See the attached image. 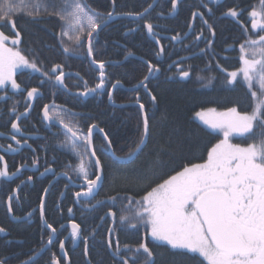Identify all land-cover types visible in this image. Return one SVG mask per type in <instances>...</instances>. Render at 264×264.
<instances>
[{
  "label": "snow or ice",
  "instance_id": "obj_1",
  "mask_svg": "<svg viewBox=\"0 0 264 264\" xmlns=\"http://www.w3.org/2000/svg\"><path fill=\"white\" fill-rule=\"evenodd\" d=\"M158 2L159 0H153L141 13L108 11L105 14L92 9L87 0H2L0 3V28L6 27L12 21L13 16L21 12L33 20L45 14L56 16L62 22L61 43L65 44L63 37H67L69 42L63 47V52L78 55L86 41L87 56L91 57L96 46L94 42H98L100 32L109 26V22L114 16L126 15L142 19ZM211 2L213 5H219L221 0H211ZM115 3L116 0H112V4L115 5ZM170 3V11L167 14L161 12L158 15H175L180 0H170ZM202 6L209 13L213 12V8L208 3H204ZM243 11V9L238 11L236 7H232L228 8L223 15L237 18V22H239L238 17L243 14ZM248 15L251 20V29L258 31L253 37V35L247 34L248 30L245 29L246 38L239 46L241 67L228 73L230 77L228 83L235 82L238 76H241L242 82L247 85L255 101L254 107L251 112L243 113L238 111L237 107H231L223 112L209 108L196 113V116L208 128L222 132L223 139L207 149L206 158L201 157L202 162H189L183 165L181 170L176 171L174 175H170L162 183L151 187L138 201H135L134 198L129 199V204L135 203L136 207L130 210L128 215H121L120 223L131 229H137L143 225L146 228V237L135 246L134 251L132 246L123 245V248L128 250L127 252L121 251L118 240L113 247V242L109 239L107 246L112 250L115 264H137L138 254L142 256L140 264H155L154 254L148 246L147 236L151 237L152 242L170 246L172 250H186L188 254L199 261V264H264V34H261L264 33V0H259V10L253 7ZM193 16H199L203 23L208 25V21L203 19L202 13L194 12ZM12 26L15 27L14 22ZM144 26L148 35L159 43V40L156 39L158 35L156 29L160 26L151 22H146ZM208 27L214 36L215 32L212 30V26L208 25ZM189 28H191V24H189ZM129 31H135V29H129ZM179 38V34L172 37L174 40ZM199 38L197 36V39ZM9 40L10 37L0 31V89L7 90L10 85L12 90L22 94L26 89H23L17 82L16 75L18 72L23 74L27 70L41 73L48 81L53 80L52 75L41 70L35 57L30 60L22 54L18 47L21 43L19 33H16L15 38H11L13 45L11 47L8 46ZM208 43L210 45L211 41ZM162 51L163 49H161ZM92 63L99 66V83L94 88H87L80 93L83 96L97 93L98 89L105 88V63L95 59ZM147 67L148 74L140 81V85L149 91L145 81H150V77L160 69L150 62ZM59 68L61 65H56L51 72L54 74ZM180 75L187 78L190 73L181 71ZM54 80L56 84L65 87L63 71L55 75ZM43 83H45L44 80L41 81V84ZM39 95L37 87L27 90L28 99ZM149 95L155 102L156 96L150 91ZM7 96V91H5V95L0 96V99H6ZM108 96L111 99L112 93L109 92ZM139 108L143 113V132L139 142L136 143L134 150L128 152L126 157H116L117 160L130 162L146 144V138L149 135V117L144 111L143 103L139 104ZM11 112H16L15 106L12 107ZM24 114L17 115L16 121H19L20 116ZM54 117L63 124L66 133L70 134L65 137V146L70 145L72 150L81 157L75 171L83 177L87 189L83 192H76L75 195L77 197L93 196L102 179V164L98 157L94 163L89 160L86 164L83 160L85 152H81L80 149L82 145L85 150L92 147L93 132L98 126L93 124L88 127L86 134L82 133L80 129L65 122V119L58 113H50L49 106L45 105L43 118L51 120ZM11 129L23 136V130L19 123L11 122ZM99 132L104 133V147L106 150L112 151L115 156L109 134L105 133L103 128H99ZM234 135L245 139L253 136L255 138L253 142L242 146L231 142ZM11 138L16 141L17 145L27 144V141L22 137L17 139L15 135H12ZM78 141L81 143H77ZM6 150L18 151L19 149H13L9 144ZM90 155L95 157L96 151H91ZM3 161L4 157L0 155V162ZM36 163V160L32 161L33 166ZM24 166L21 165V167ZM153 166L154 168L162 166L159 155L154 160ZM89 167L94 169L91 173L94 178H90ZM19 171L20 169L17 168L10 173L7 164L3 163L0 165V178L15 177ZM45 171L51 172L53 169L48 167L45 168ZM43 174L41 173V175ZM63 174L68 175L67 172ZM27 179L31 181L33 177L29 176ZM22 183L24 182L22 181ZM44 192L47 194L48 189H45ZM13 199V196L8 197L9 213H12L10 202ZM108 199L115 202L117 197L111 196ZM97 203L99 204L101 201H97ZM44 205V198L41 197L39 211L42 219L44 218ZM68 211L72 212V209L69 208ZM108 214L116 216L115 212ZM31 215V212L28 213L29 217ZM14 219L24 220L23 217L15 216ZM45 226L51 230L52 235L57 233V229L53 228L52 224ZM108 232L112 234L113 229H108ZM0 233H5V229L0 227ZM95 234L93 232V235ZM71 236L74 241L77 238L83 239L85 254H87V237H82L81 227L75 222L71 223ZM48 242H52L51 235L48 237ZM60 248L64 249L63 240L60 241ZM40 251H43V248ZM39 254L35 249L32 250L29 259L20 261V264H30V261ZM0 264H9V257H0ZM52 264H59L54 256Z\"/></svg>",
  "mask_w": 264,
  "mask_h": 264
},
{
  "label": "trees",
  "instance_id": "obj_2",
  "mask_svg": "<svg viewBox=\"0 0 264 264\" xmlns=\"http://www.w3.org/2000/svg\"><path fill=\"white\" fill-rule=\"evenodd\" d=\"M169 1L163 0L154 11L152 10L142 19L134 21L129 18L126 20L129 29H135L134 33L129 36L136 38L129 44L124 43L127 46L126 54H123L124 50L119 49L120 52L114 51L113 55L102 56L101 61H121L129 53H134L138 58H132L119 67L108 66L105 70L104 102L98 106H94V102L86 105L88 110H92L91 116L94 118L88 127L96 124L103 128L104 132L109 134L113 150L118 157H126L129 151L134 150L143 132V114L137 105L138 102L145 105V111L149 117L147 144L136 159L129 163L120 164L115 161L107 164L108 187L99 197L101 204L97 208V213L90 214V222L93 225L86 227L88 231L86 237L93 236L94 250L89 255L91 264H115V259L111 257L112 250L107 246L109 239L112 240L113 247L118 240L122 252L128 251L123 248V245L132 246L134 251L135 246L145 239L146 228L143 225L137 229H131L120 223L119 217L128 215L130 210L136 207L135 203L129 204V199L134 198L138 201L146 191L162 183L170 175H174L176 171L181 170L183 165L189 162H202L201 157L206 158L207 149L222 139L218 131L208 128L196 118L197 112L206 111L209 108L223 112L231 107H237L241 113L251 112L255 104L250 90L242 82V77L238 76L235 82L229 84L228 73L241 67L239 46L246 38L245 29L248 30L247 34L253 37L258 31L251 29L248 14L253 7L259 10V0H221L219 5H213L211 0H183L178 5L177 16L172 20H165L167 15L158 14L161 12L167 14L170 11L164 6ZM152 2L153 0H116L113 5L112 0H87L92 9L105 14L108 11L141 13ZM204 3H208L213 8V12L209 13L206 8L204 11L202 6ZM232 7H236L238 11L244 10L243 14L238 17L239 22L237 18L223 15L228 8ZM194 12L203 14V19L208 21V25H211L215 32L214 36L208 32L209 27L203 23L201 18L196 17L194 23ZM13 22L15 27L12 26ZM146 22L158 23L162 26L169 24L165 25L167 28H161L162 30L156 29L161 32L169 33L178 30L175 32L186 34L193 29V34L197 32L195 38L203 32L207 34L202 43L192 44L189 48L173 44L167 46L164 42L162 43L164 51L161 54L146 35L144 26ZM171 24H175L177 28ZM61 29L62 22L56 16L45 14L33 20L26 14H16L6 27L0 28V31H3L10 39L15 38L16 33H19L21 43L18 47L22 54L30 60L35 57L38 65L44 67L43 62L68 60L58 48L55 50L48 48L50 45L57 46L61 43ZM125 30L121 27L109 28L107 31H102L99 37L107 36L106 41L111 46L117 47ZM63 38L67 39V37ZM209 41H211L210 45ZM202 49L204 51H201ZM112 51L113 49L109 48V53ZM84 55V61L63 63L73 65L69 67L82 74L89 71L90 82L94 88L99 83V71L91 66L86 49ZM100 55L102 52L93 53L96 61H99L97 56ZM149 62L160 69L156 77L147 82L148 90L157 98L155 102L151 100L149 91L140 85V81L148 74ZM53 66L44 68L49 69ZM181 71H189V77L184 79L180 75ZM118 81L127 88L116 89L114 102L115 104L127 103V107L118 108L109 103L108 93ZM253 90L256 89L253 88ZM254 138L253 136L245 139L234 135L231 142L246 146L253 142ZM157 155L162 161V166L154 168L153 162ZM111 196L117 197V200L115 202L109 200L108 197ZM7 198L8 194L0 197L2 201L0 212L3 211L5 215L4 217L1 214L0 224L2 227H8L13 238L23 241L24 246H36L39 242V230L35 229L38 223L29 227L28 225L12 226L9 221L7 222L5 208ZM109 212H115L116 216L108 215ZM48 223L53 226V223ZM86 224L87 222L84 226ZM108 229H113V233L109 234ZM44 232L48 233L45 228ZM93 232L97 233L96 237ZM147 242L154 254L155 264H199V261L186 250H172L170 246L152 242L150 236H147ZM12 248H17V246L14 244L10 247L4 246L3 250H0V256L5 252H11ZM58 251L59 246L57 254ZM128 254L131 255V253ZM141 259L142 256L138 254L137 264H140ZM72 262L73 264H87L83 252L79 257L72 258Z\"/></svg>",
  "mask_w": 264,
  "mask_h": 264
},
{
  "label": "flooded vegetation",
  "instance_id": "obj_3",
  "mask_svg": "<svg viewBox=\"0 0 264 264\" xmlns=\"http://www.w3.org/2000/svg\"><path fill=\"white\" fill-rule=\"evenodd\" d=\"M162 1L163 0H159L157 5ZM182 1L180 3H182ZM170 5L171 3L169 1L164 6L167 10H170ZM156 7L153 9V11L156 9ZM203 10L206 11L205 8H203ZM166 17L167 18H165V20L174 19L173 16ZM127 19H129V17L126 15H116L113 17L112 22L109 23V26L102 30L107 31L109 28L116 29L120 27L122 30L126 29L121 35L122 40L117 44V47L111 46L108 41H106L107 36H103L102 38L99 37L98 42H94L96 43L94 52H102V55L97 56L99 61H101V57L104 55H113L114 51L120 52L119 49L124 50L123 54H126L125 51L127 46H125L124 43L129 44L132 42L131 40L136 38L129 36L132 35L134 31H129V25H127L126 21ZM154 25L159 24L155 23ZM165 25H159L160 27L157 29L162 30L161 28H167ZM171 25H173L174 28H177L175 24ZM175 31L178 30H173L169 33L157 31L158 35L156 39H158L160 43L165 42L167 46L173 44L174 46L183 45L186 48H189L192 44L202 43L207 34V32H203L202 35H198L200 38L197 39L195 38L197 32L193 34V29H190L186 34ZM177 34L180 36V38L177 40L184 39V41L179 44H175L173 40L169 39V37L172 38ZM65 39L66 38H63L65 44L60 43L57 46L50 45L48 48L52 50L58 48L59 52L63 53L68 58L67 61L70 63H75L77 62L76 60L84 61V51L87 49L86 41L84 42L83 48L79 50L78 55H68L63 52V47L68 43L67 39ZM150 41L156 46V48H158L153 40L150 39ZM109 48L113 49L112 53H109ZM132 58L137 59L138 57L134 53H129L121 61H102L105 63L104 72H106L105 70L108 66L112 65L113 68L119 67L124 65ZM60 60L61 62L52 60L49 62H43L42 66L46 68H48L50 65H61V68H59L54 74L51 72L54 66L49 69L41 67L43 72H48L53 76V80L48 81L46 77L41 75V73H34L30 70H27L23 74H18V72L16 75L17 82L21 84L23 89H26L22 94L16 90H12L10 85L7 90L2 89L0 91V96H4L5 91H7L8 94L6 99H0V155L4 157V161L0 162V165L6 163L10 173L15 171L17 168L20 169L15 177L0 178V197L3 194H8V197H14V199L10 202L12 206V213L8 212V198L6 200V220L7 222L9 221L12 226L28 225L29 227H32L38 223V226H36L35 229L38 228L39 230L38 244L36 246H24L23 241H18L13 238V235L9 231L10 229L8 227H2L0 224V227L5 229V233H0V250L4 246L10 247L11 244L17 246V248H12L11 252H5L0 256H8L9 264H20V261L29 259V256L32 255V250L34 249L40 254L36 256L34 260L30 261V264H52L51 258H53V256L59 262V264H73L72 258L79 257L82 252L86 258L87 264H91L89 255L92 250H94L93 236L87 237V254H85V244L83 239L77 238L74 241L73 237L71 236V223L75 222L79 224L81 227L82 237H86L88 232L86 227L93 225L90 222V214L93 212L97 213V208H99L101 204H98L97 201H99V197L103 195L102 192L105 191L104 189L108 187L107 164H112V162L115 161L120 164L125 163L122 162V160H117L116 157L118 156L116 154L115 156H111L110 151L106 150L104 147L105 141L103 140L101 132H96L93 135L92 147L85 150L82 145L80 151L85 152L83 155V160L86 164L89 160L94 163L95 159L90 155V153L93 150L96 151L95 157H98L101 161L104 172V180L100 191L94 198L86 200L85 196L77 197L75 195L76 192H83L87 189V185L85 184L83 177L78 175L75 171L80 163L81 157L72 150L70 145L65 146V137L66 135L70 134L66 133L63 124H61L60 121L55 117L51 120H45L43 118V109L45 105H48L50 113H58L65 119V122H69L74 127L80 129L82 133L86 134L88 125L92 120H94V118L91 116L92 110H88L86 105L89 102H94V106L101 105V103L104 102L106 87L101 93H99L97 90V93L99 94L90 93L87 96L80 95V93L84 92L87 88H93L90 82V72L86 71L84 74L79 73L69 67L73 65L63 63L67 61H63L62 59ZM60 71L65 73V87H61L60 85L56 84L54 80V76L58 75ZM114 71L116 70L114 69ZM154 77H156V73L151 78L153 79ZM42 80H44L45 83L41 84ZM115 85H122V87H113L111 89L110 92H113V104L110 103L109 99L110 105L116 107L128 105L127 103L115 104L114 94L116 89L127 88L122 83H117ZM33 87L38 88L40 95L28 99L27 90H31ZM13 106L16 108L15 113L11 112ZM27 112V116L22 118L23 115H21L20 120L16 121L15 118L17 115H20L21 113L26 114ZM11 122H17L20 124L23 130V136L21 133L14 132V130L11 129ZM99 128L100 127L98 126V131ZM12 135H15L17 139H21L22 137L23 140L27 141V144L17 145L16 141L11 138ZM77 143L81 142L78 141ZM9 144L12 145L13 149L19 150H6ZM33 160L37 161L34 166L32 165ZM22 164L25 166L21 167ZM48 167L52 168L53 171L46 172L45 168ZM88 170L90 173V178H94V176H91V173L94 171V169L89 167ZM65 172H67L68 175H64L63 173ZM41 173L44 174L41 175ZM29 176L33 177L31 181L27 179ZM22 181L24 183H22ZM45 189H48L47 194L44 192ZM41 197H43L45 201L43 219L41 218L39 211ZM1 202L2 201H0V203ZM69 208L72 209V212L68 211ZM30 212L32 213L31 217L28 216V213ZM1 214L4 215L3 211L0 212V220H2ZM14 216L23 217L24 220L14 219ZM48 222L53 223V228L57 229L56 234L52 235L51 230L46 228L45 225L49 224ZM86 222L87 224L84 226ZM61 225H64V227H61ZM44 228L48 233L44 232ZM49 235H51V240L54 236V241L47 248V246L50 244L48 242ZM96 236L97 233L94 235V237ZM61 240L64 241V249L67 257L61 253ZM58 246L59 251L57 254ZM41 248H43V251H40ZM111 257L113 260L115 259L112 255V252Z\"/></svg>",
  "mask_w": 264,
  "mask_h": 264
},
{
  "label": "water",
  "instance_id": "obj_4",
  "mask_svg": "<svg viewBox=\"0 0 264 264\" xmlns=\"http://www.w3.org/2000/svg\"><path fill=\"white\" fill-rule=\"evenodd\" d=\"M182 0H180V2H181ZM157 5V4H156ZM156 7V6H155ZM154 7V8H155ZM153 8V9H154ZM153 9H151L148 13H150ZM147 13V14H148ZM147 14H145V15H147ZM178 14V10H177V13L175 14V15H173V17H175L176 15ZM144 15V16H145ZM196 17H199V16H196ZM136 18H139V17H134V19H136ZM200 18V17H199ZM112 22V20L109 22V23H111ZM148 34V33H147ZM149 36V38L150 39H152L155 43H157L156 42V40H154L150 35H148ZM169 39H171V40H173L174 41V43L175 44H179V43H181L182 41H184V39H182V40H177V39H172L171 37H169ZM158 44V43H157ZM159 46V49H160V51H161V47H160V45H158ZM161 53H163V51L161 52ZM68 55H70V54H68ZM89 59H90V63H91V65H92V67L94 68V69H96V70H98V71H100L99 70V66H98V64H93L92 63V61L94 60L93 59V56H91V57H89ZM158 73H156V75H157ZM151 78V77H150ZM184 79H187V78H185V77H183ZM148 81H145V83H147ZM120 86H122V85H117L116 87H120ZM141 87H142V85H141ZM134 90V89H133ZM133 90H131V91H133ZM103 90H99L98 89V92H102ZM110 103L111 104H113V92H112V98L110 99ZM138 105V104H137ZM128 105H126L125 107H127ZM139 106V105H138ZM117 107H119V108H121L122 106H117ZM32 109V108H31ZM145 111V110H144ZM143 114V113H142ZM28 115V112L26 113V114H24L23 116H22V118L23 117H25V116H27ZM96 132H99L98 130H97V128L94 130V132H93V135L96 133ZM102 134V136H104V133H101ZM147 140H148V136H147V138H146V144H147ZM146 144H145V146H146ZM145 146H143V148L145 147ZM143 148H142V150H143ZM141 150V151H142ZM141 151L135 156V158L134 159H136V157L141 153ZM110 154H111V156H113V154H112V151H110ZM94 159H96V157H94ZM133 159V160H134ZM133 160H131V161H133ZM130 161V162H131ZM122 162H125V163H129L128 161H126V160H122ZM103 180H104V172L102 171V179L99 181V184H98V187H97V189L95 190V192H94V194H93V196H85V199L86 200H89V199H92V198H94L97 194H98V192L100 191V188H101V185H102V183H103ZM16 195V194H15ZM54 241V236H53V238H52V242ZM52 242L47 246V248L52 244ZM46 248V249H47ZM61 253H62V255H64V256H66L67 257V255H66V252H65V249H63V250H61Z\"/></svg>",
  "mask_w": 264,
  "mask_h": 264
},
{
  "label": "rangeland",
  "instance_id": "obj_5",
  "mask_svg": "<svg viewBox=\"0 0 264 264\" xmlns=\"http://www.w3.org/2000/svg\"><path fill=\"white\" fill-rule=\"evenodd\" d=\"M18 14H24V13H18ZM67 40H68V38H67ZM8 44H11V39L8 41ZM8 46H12V45H8ZM258 87V86H257ZM2 89H0V91H1ZM196 118L199 120V121H201L197 116H196ZM202 123H203V121H201ZM216 131H218V133H220L221 134V136H222V139H223V134H222V132H220L219 130H216ZM159 243V242H158Z\"/></svg>",
  "mask_w": 264,
  "mask_h": 264
},
{
  "label": "bare ground",
  "instance_id": "obj_6",
  "mask_svg": "<svg viewBox=\"0 0 264 264\" xmlns=\"http://www.w3.org/2000/svg\"><path fill=\"white\" fill-rule=\"evenodd\" d=\"M156 45H157V46L160 45L161 49H163V44H162V43L159 42L158 44L156 43ZM158 49H159V46H158ZM159 50H160V49H159ZM163 51H164V50H163ZM160 52H161V51H160Z\"/></svg>",
  "mask_w": 264,
  "mask_h": 264
}]
</instances>
